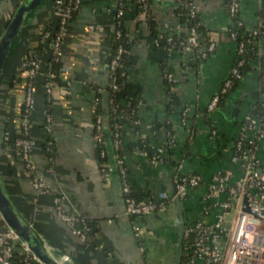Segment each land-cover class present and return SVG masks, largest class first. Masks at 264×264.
<instances>
[{"label":"crops","instance_id":"obj_1","mask_svg":"<svg viewBox=\"0 0 264 264\" xmlns=\"http://www.w3.org/2000/svg\"><path fill=\"white\" fill-rule=\"evenodd\" d=\"M19 1L0 0V35ZM118 1L82 0L70 20L63 42L62 64L66 71L53 86L49 135L43 129V91L38 85L31 114V158L49 188V192L39 195L16 147L5 142L3 126H17L24 97V84L18 80H23L20 62L36 48L39 32L53 18L52 0L24 26L8 56L0 84V174L17 210L57 255L70 257L71 264H169L174 207L140 217L138 240L132 217L124 213L116 165L108 158L102 161L94 137L95 98L100 97L101 107V99L106 98L102 91L109 82L107 64ZM148 1V13L132 0L125 1L123 25L130 40V66L124 95L134 98L140 124L136 128L123 124L121 155L132 189L170 193L178 164L181 171L198 173L205 181L219 169L236 168L230 161L232 144L251 104L264 92V83L257 69L246 71L219 107L207 112L209 100L235 59V42L226 33L230 24L228 0H194L204 38L216 45L213 53L200 60L188 50L177 52L154 45V39L164 40L174 32L185 31V27L177 13V0ZM239 1V18L244 26H260L259 11L264 0ZM41 56L44 62L46 48ZM164 70L173 74L169 89L164 84ZM12 76L15 80L11 85ZM168 132L172 144L168 143ZM47 135L54 144L51 155L44 147ZM158 154L162 160L152 162ZM256 154L264 164V140ZM205 189L204 182L188 190L182 200L185 222L201 216L200 197ZM55 197L60 209L76 218L77 226H82V220L89 225L84 241L57 216Z\"/></svg>","mask_w":264,"mask_h":264},{"label":"built area","instance_id":"obj_2","mask_svg":"<svg viewBox=\"0 0 264 264\" xmlns=\"http://www.w3.org/2000/svg\"><path fill=\"white\" fill-rule=\"evenodd\" d=\"M51 12L56 19V29L52 35L44 33L42 41L50 39L46 45L50 61L43 68L42 53L36 49H30L20 63V74L25 82L22 108L17 116L20 127V136L14 141L20 161L31 176V184L36 195L49 192L44 179L37 173L31 158L34 140L31 137V114L36 107V95L38 88L43 91L46 101L51 105V95L55 81L50 71L52 62H62L63 42L68 35L70 19L75 11H78L82 0H52ZM141 11L148 13V0H135ZM125 6V2L123 3ZM187 15L191 18L197 14L194 0H187ZM227 14L230 24L226 27L228 37L235 42V59L230 67L227 77L222 81L219 89L212 95L206 110L211 112L218 106L220 99L228 93L235 81L243 77L242 66L246 61V44L256 43L253 38L261 34L264 38V23L260 20V26L247 28L239 18V0L227 1ZM125 9H117V17L124 16ZM120 21L117 22V24ZM199 35L204 38L196 26L188 29L184 38H177L175 42L170 36L165 41L170 44L171 51H190L191 47L198 43ZM114 40L119 41L115 53L109 61V78L112 69L117 65L128 40L122 41L120 29L114 30ZM154 45H159V40L154 39ZM172 45V46H171ZM215 42L210 41L207 46L200 50L201 59L208 57V53L215 50ZM258 67V66H257ZM256 67V69H257ZM258 70V69H257ZM66 68L63 64L59 67V75ZM121 75H124L122 73ZM164 79L173 84V74L164 70ZM264 82V75L261 74ZM68 83V82H67ZM39 85V86H38ZM109 89L118 90L114 81L109 82ZM169 89V87H168ZM260 107L262 114L255 113V106L250 107L251 113L246 116L248 121L240 124L238 133L233 141L230 161L236 166L235 169H219L211 174L207 181L198 173H185L181 171V164L176 168L174 176L175 196L182 201L185 199L190 188L199 186L205 182L206 189L200 197L201 216L185 223L183 233L182 264H264V164L257 157L260 143L264 140V92L261 94ZM109 103L111 102L108 99ZM97 104L100 97L95 98ZM43 116V129L46 134L51 132V112L47 105L41 110ZM133 118L127 124L136 128L140 119L135 112H131ZM186 110L183 112V117ZM102 116L97 112L94 117V137L96 143H101L100 157L106 154L102 134ZM122 126L116 125L111 132L114 151L121 145ZM211 135L215 130H211ZM168 143H173L171 133H167ZM3 138L9 139L10 133L3 132ZM118 171L121 180L122 193L125 200V213L133 217L132 229L135 237L139 240L140 225L138 219L161 209L170 203V193L159 192L137 201L131 193V186L127 178V170L122 155L115 153ZM51 160V158L49 157ZM160 154L155 156V161H161ZM36 200V199H35ZM57 216L72 228V231L81 240L86 239V233L90 230L85 220L82 226H77L76 218L64 213L58 204V198H54ZM15 256H19L22 264H43L28 251L23 241L0 218V264H17Z\"/></svg>","mask_w":264,"mask_h":264},{"label":"trees","instance_id":"obj_3","mask_svg":"<svg viewBox=\"0 0 264 264\" xmlns=\"http://www.w3.org/2000/svg\"><path fill=\"white\" fill-rule=\"evenodd\" d=\"M126 0H119L118 1V5H117V9H119L120 7L125 9L126 5L124 6L123 3ZM133 2H135V0H132ZM178 2V7H177V13L179 14V17L181 18V21L183 22V26L185 27V31H182L181 33H172L168 36H170L175 42H177V38H184L187 35L188 29L191 26H196V28L200 31V34L203 35L204 30H203V26L201 24V21L199 19L198 13L196 14L195 17L191 18L187 15V7L185 6V3L187 2V0H177ZM136 4V3H135ZM138 6V3L136 4ZM139 7V6H138ZM117 9H116V14H115V29H120L121 33H122V41L123 40H128L127 45L125 46V49L123 51V53L121 54L117 65L112 69V75L109 78V82H112L113 79L114 81L117 83L118 85V90L117 91H112L111 89H109V87L107 88V93H108V97L111 100V102L109 103V123H110V129L111 132H113L115 130V126L119 125L121 126L122 124H125L127 122H130L131 119L133 118V114L131 113L132 111L136 113V108H135V100L132 97H127L126 95H124V91L127 87V69L130 66V58H129V48H130V40L126 34V30L125 27L123 25V17H117ZM77 11H75L72 15V17L76 14ZM71 17V19H72ZM259 18L261 20L262 23H264V4L262 5V8L259 11ZM70 19V20H71ZM120 21V23L117 24V22ZM56 19L52 18L44 27L43 29L39 32L38 34V44L36 46V50L39 52H43V50L46 48L47 49V44L50 42V39L46 40V41H42V37L44 35V33L49 32L50 35H52L56 29ZM204 36V35H203ZM157 39V38H156ZM159 40V45L156 46L160 49L165 48L166 50H170V44H168L165 39L164 40ZM253 40H255L256 43H248L246 44V61L244 63V66H242L241 68V72L244 75L246 71L257 67V71H258V76H259V80L260 82H263V79L261 78V74L264 75V50H263V45L262 43H260V41H263L262 35L259 34L257 35L255 38H253ZM210 41H207L205 38H202L201 35H199L198 37V43L191 47V52H193L194 57L196 60H200L201 57L199 56L200 50L204 49L207 44ZM119 41L114 40L113 42V46H112V53L111 56L109 58H112V56L115 53V49L118 45ZM264 43V41H263ZM172 46V45H171ZM182 52V51H181ZM213 53V52H211ZM208 53V56L211 54ZM25 57V56H24ZM23 60V59H22ZM21 60V61H22ZM50 61V56L48 54L46 60L43 62V68H45V64L46 62ZM21 63V62H20ZM62 65V62H52L51 63V67H50V71L53 74V81H57L60 77L59 75V67ZM122 73H124V75H121ZM3 78L4 74L2 75L0 84L3 83ZM15 77L12 76L10 78V84H13V81ZM20 83L24 84V88H25V82L24 80L18 78ZM238 81H235L232 85V88L234 85H236ZM164 84L165 87H170V84L166 81V79L164 80ZM231 88V89H232ZM225 97V95L220 99L218 106L222 103L223 98ZM124 98V99H123ZM262 98V95H259V97L251 104V106H255V113L257 114H262L263 111L260 107V100ZM123 99V100H122ZM47 105L48 110L51 112V108L49 106V103L46 101L45 96L43 95V105L42 108L45 107ZM250 106V107H251ZM22 108V105H21ZM20 108V110H21ZM19 110V112H20ZM96 111L97 112H101V107L100 105H96ZM251 113V111L249 110L248 114L246 116H248ZM244 117L242 122L248 121L247 117ZM17 126H13V127H9V123H4L3 126V132L7 131L9 132L11 130L10 133V138L9 139H4L5 142H9L12 143L14 145V141L17 137L20 136V127L18 125V123L16 122ZM49 135V134H48ZM46 136V141H45V146L49 152L50 155L52 154V150L54 147V144L52 142V139L49 136ZM98 147L99 149H103V146L101 143H98ZM115 153L120 154L121 155V145L118 149H116ZM102 159V161H106L107 156L106 154L103 157H100ZM153 193L150 190H134L131 188V193L130 195L135 198V200L140 201L145 199L146 197L151 196ZM133 219V217H132ZM19 256H15L14 258V262H16L17 264H22L19 262Z\"/></svg>","mask_w":264,"mask_h":264},{"label":"water","instance_id":"obj_4","mask_svg":"<svg viewBox=\"0 0 264 264\" xmlns=\"http://www.w3.org/2000/svg\"><path fill=\"white\" fill-rule=\"evenodd\" d=\"M49 0H20L15 10L8 19L2 34L0 35V81L4 74V67L8 56L19 40L22 29L31 19L34 14ZM107 72H109V62L107 64ZM109 82L104 85L102 94H105V99H101V116H102V134L104 148L108 159L114 161L118 178L120 175L116 162L115 151L112 143L111 129L109 123V97L107 93ZM264 90V88H263ZM173 188L170 192L172 197L170 203L164 206L161 210L168 209L171 205L174 207V219L172 226L173 242L172 254L169 264H182L184 255L183 249V233L185 228L184 206L178 196H175L174 178ZM121 186V180H120ZM122 193V186H121ZM124 213H125V200ZM126 214V213H125ZM127 215V214H126ZM0 218L4 224L11 229L21 241L24 242L26 248L43 264H71V259L67 255H57L54 250L47 244L45 239L38 233L32 223L24 218L17 210L11 197L6 191L1 174H0Z\"/></svg>","mask_w":264,"mask_h":264}]
</instances>
